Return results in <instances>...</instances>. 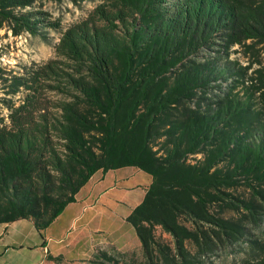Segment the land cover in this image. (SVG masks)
Listing matches in <instances>:
<instances>
[{"label": "trees", "instance_id": "obj_1", "mask_svg": "<svg viewBox=\"0 0 264 264\" xmlns=\"http://www.w3.org/2000/svg\"><path fill=\"white\" fill-rule=\"evenodd\" d=\"M62 1L0 0V32L44 39ZM100 1L62 34L64 61L0 69V225L43 239L96 173L133 168L150 177L126 219L145 253V225L177 246L180 216L229 239L202 212L264 204V0Z\"/></svg>", "mask_w": 264, "mask_h": 264}, {"label": "rangeland", "instance_id": "obj_2", "mask_svg": "<svg viewBox=\"0 0 264 264\" xmlns=\"http://www.w3.org/2000/svg\"><path fill=\"white\" fill-rule=\"evenodd\" d=\"M100 4V0L45 2L43 10L58 28L48 30L44 39L12 37L10 33L0 32V69L18 75L21 66L64 61L57 52L62 34L93 20ZM0 114L6 117L7 111L0 108ZM120 170L95 183L93 191L90 186L93 188L98 177L91 180L78 194L77 205L66 208L47 230L46 236L52 238L51 252L43 264H264L263 203L253 206V213L241 206L205 207L202 215L227 221L232 232L229 239L222 238L218 229L206 222L198 225L202 236L189 218L180 216L177 221L180 231L176 235L179 245L176 246L175 238L161 227L145 225V253L124 216L141 202L150 177L133 168ZM236 195L251 200L249 190L244 187ZM76 214H82L81 221L75 227L69 226L75 222ZM83 226L87 232L79 234L78 229ZM58 237L62 239L60 243L55 242Z\"/></svg>", "mask_w": 264, "mask_h": 264}, {"label": "crops", "instance_id": "obj_3", "mask_svg": "<svg viewBox=\"0 0 264 264\" xmlns=\"http://www.w3.org/2000/svg\"><path fill=\"white\" fill-rule=\"evenodd\" d=\"M119 172H121V170H117L113 172L110 171L104 175L101 173H96L89 180L90 182L91 180L93 181L94 178L98 177L97 181L94 182L93 188L90 186V190L91 189H92L91 191L94 190L95 183L99 181L103 182L106 178H109L111 174L119 173ZM123 182H126V181L123 180ZM149 183L150 182L148 181L147 187ZM115 186L117 187V184ZM145 192H146V189L143 191L144 195H145ZM77 196H76L75 203L68 205L66 208L77 205L78 203ZM135 207H131L128 210L127 215L124 216V221H126L127 217L131 214V212L133 211ZM66 208L65 210H67ZM81 215L82 214H78L77 216L76 214L75 222H73L69 226L75 227L76 225H78L77 223L81 221ZM60 216L43 232V235H44L43 239L40 238L33 223L29 220H21V221H17L11 224H7V225H0V264H43L46 255L51 252L50 247H49V242L51 241L52 238L50 239L46 236L47 230L60 219ZM78 232L79 234L80 233L86 234L87 232L86 226L80 227L78 229ZM61 240H62L61 237H58L55 242L60 243ZM76 241L78 242V240Z\"/></svg>", "mask_w": 264, "mask_h": 264}]
</instances>
